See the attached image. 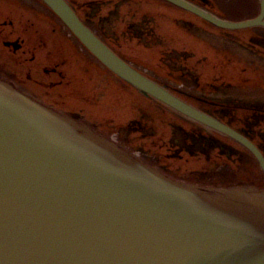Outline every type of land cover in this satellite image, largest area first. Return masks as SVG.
Here are the masks:
<instances>
[{
  "label": "water",
  "instance_id": "1",
  "mask_svg": "<svg viewBox=\"0 0 264 264\" xmlns=\"http://www.w3.org/2000/svg\"><path fill=\"white\" fill-rule=\"evenodd\" d=\"M40 1L129 90L241 144L264 174L251 140L184 100L188 92L121 59L68 1ZM165 1L220 29L264 27V0L256 17L242 21L187 0ZM55 118L0 85V264H264L263 193L216 199Z\"/></svg>",
  "mask_w": 264,
  "mask_h": 264
},
{
  "label": "rangeland",
  "instance_id": "2",
  "mask_svg": "<svg viewBox=\"0 0 264 264\" xmlns=\"http://www.w3.org/2000/svg\"><path fill=\"white\" fill-rule=\"evenodd\" d=\"M74 1L85 5L79 13L86 24L145 75L188 92L193 105L237 130L251 126L250 137L259 145L264 141V119L243 116L255 109L264 111L263 29H219L163 0ZM211 2L210 11L231 21L259 13L258 0ZM65 47L69 48L68 42ZM96 80L92 84V96L96 97L93 107L86 108L81 103L80 97L89 92H81L76 83L73 100H65L68 108L84 107L88 117L112 130L110 135L119 132L133 149L161 155L160 162L175 175L238 171L240 180L236 184H205L204 192L211 196L216 197L220 190L238 191L243 197L239 202L264 194L262 179H252L259 169L245 159V149L221 136L208 146L203 140L192 142L190 128L195 125L152 107L114 76L106 79L98 70ZM198 98L214 105L199 102ZM186 146L195 151L200 147V152L188 155Z\"/></svg>",
  "mask_w": 264,
  "mask_h": 264
},
{
  "label": "flooded vegetation",
  "instance_id": "3",
  "mask_svg": "<svg viewBox=\"0 0 264 264\" xmlns=\"http://www.w3.org/2000/svg\"><path fill=\"white\" fill-rule=\"evenodd\" d=\"M67 1L82 19L79 12L80 8L85 5H80L74 0ZM187 1L199 7H204L208 11L212 6L211 0H206V3L200 0ZM82 20L84 21V19ZM66 42H68L69 48L65 47ZM118 55L122 57L120 54ZM74 69L79 73L75 72ZM98 70H100L102 77L109 80L113 78L112 73L101 66L94 56L84 49L72 35L66 32V28L60 20L41 1L0 0L1 86L7 87L29 99L47 111L48 114L68 121L78 130L102 137L123 151L137 155L139 160L157 168L162 174L172 179H175L174 177L183 179L184 175H175L167 169L166 164L160 162L161 155H156L151 150L133 149L126 142V139H122L119 132L118 135H110L109 133L112 130L108 129L107 125L101 121H93L88 117L84 107L78 105L76 108L73 106L68 108L65 100H73L71 96L75 91L73 85H76V83L80 85L79 90L81 92H89L80 97L81 103L86 108L93 107L96 103V97L92 96V84L97 83ZM208 104L214 105L212 102H208ZM258 110L244 113L243 116L251 120L264 119V111ZM220 120L222 121V119ZM190 129L192 142L203 140L208 146L209 142L216 141L217 137H220L210 129L196 128L195 126ZM239 131L254 141L264 154V141L259 145V142L250 137L251 126ZM186 148L188 155L195 151L191 146H186ZM197 148L199 150L195 152H200V147ZM172 153L176 155L177 151ZM164 156L165 158H171L170 155ZM192 175L196 176V180L199 182L206 179L205 175L199 176L195 172H192L189 177H192ZM183 181L186 183L185 180Z\"/></svg>",
  "mask_w": 264,
  "mask_h": 264
},
{
  "label": "trees",
  "instance_id": "4",
  "mask_svg": "<svg viewBox=\"0 0 264 264\" xmlns=\"http://www.w3.org/2000/svg\"><path fill=\"white\" fill-rule=\"evenodd\" d=\"M245 159L246 160L250 159L251 164H256V162L250 156H246ZM233 173L232 172L231 173H224V172H219V171L212 172L210 174L205 175V176H207L206 179L201 181V182H203V184H210V185L211 184L212 185L222 184L223 186L232 185L229 182H234L236 184L240 180V178L238 177L239 174H238V171H235ZM192 177H193L192 178L193 180L197 179L196 176H192ZM259 177L262 179V182H263V177H262V174L260 172L257 173L256 175L255 174L252 175V179L255 181H257V179ZM184 178L187 179V177H184ZM209 181H211V182H209Z\"/></svg>",
  "mask_w": 264,
  "mask_h": 264
},
{
  "label": "bare ground",
  "instance_id": "5",
  "mask_svg": "<svg viewBox=\"0 0 264 264\" xmlns=\"http://www.w3.org/2000/svg\"><path fill=\"white\" fill-rule=\"evenodd\" d=\"M196 191V190H193ZM217 193V192H215ZM238 191H233V192H226V191H218V194L216 196V199H223L225 201L228 200L229 198H231L232 201H238L240 199H242V195H240V193H238ZM214 195V194H213ZM262 198V197H261ZM256 198H253V200H255Z\"/></svg>",
  "mask_w": 264,
  "mask_h": 264
}]
</instances>
